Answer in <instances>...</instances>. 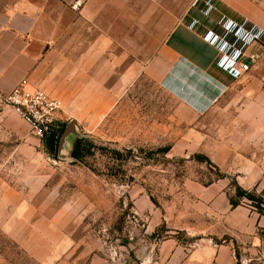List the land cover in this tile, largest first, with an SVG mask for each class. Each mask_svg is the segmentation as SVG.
I'll return each instance as SVG.
<instances>
[{
    "label": "rangeland",
    "instance_id": "1",
    "mask_svg": "<svg viewBox=\"0 0 264 264\" xmlns=\"http://www.w3.org/2000/svg\"><path fill=\"white\" fill-rule=\"evenodd\" d=\"M105 1L104 11L89 17L64 3L63 15L60 8L50 13L47 39L35 47L42 59L48 55L43 80L57 89L51 59L64 35L80 45L84 81L67 101L60 97L62 112L44 138L3 101L8 92L0 84V264H264L253 203L229 204L234 181L251 190L264 175L261 117L252 105L264 83L244 92L243 108L192 107L183 88L156 83L143 71L175 21L196 20L201 11L226 27L234 15L214 0H124L123 13L115 11L119 0ZM243 4L264 26V0ZM223 45L257 53L250 68L264 56V39ZM11 69L2 64L1 78ZM18 73L14 83L31 80L24 68ZM86 80L98 90L83 92ZM70 120L80 127L60 143ZM78 137L85 141L75 159Z\"/></svg>",
    "mask_w": 264,
    "mask_h": 264
},
{
    "label": "crops",
    "instance_id": "2",
    "mask_svg": "<svg viewBox=\"0 0 264 264\" xmlns=\"http://www.w3.org/2000/svg\"><path fill=\"white\" fill-rule=\"evenodd\" d=\"M86 2L83 7L85 16L98 15L104 11L105 0H88ZM214 2L226 12L232 13L235 19H228L221 11L215 9L216 14L228 19L224 21L226 27L218 21H213L211 17L201 11L196 12L198 13L196 20L193 19L194 17H190L191 19L175 21L143 67L144 74L150 80L166 84L169 87L183 88L184 92L190 94L188 100L192 107L207 108L211 107L214 102L224 103L228 107L237 106L238 103L242 104L244 92L256 88L257 81H261V84L264 83V68H259L264 61V56L248 72L239 78L232 79L228 75L227 67L220 68L218 61L221 59V54L234 59L240 58V53H237L234 48L224 49L223 43L219 46L210 43L204 37V32L199 31V25H201L206 31L220 33L219 31L224 29L237 33L236 26L238 25L234 21L240 19L243 22V25L240 26L260 32L264 36V26L261 24L259 16L251 8H247L243 4V0H214ZM62 3L59 0H0V50L4 49V53L0 56V67L2 64L3 66H12L11 71H8L3 78L0 76V84L8 93L18 84V82H14L21 77L18 71L22 68L31 78L29 81L26 79L31 88L41 89L51 96L67 101L69 93L80 90L78 87L81 86V81H84V78H81V74L83 75L81 72L82 59L79 55L81 48L74 41V36L64 37L59 33L61 16L58 17L57 22L58 36H61V39L57 43V55L51 59L53 62L56 61L57 67L56 90L53 89L52 84L51 86L43 80L45 69L42 65L48 55H44V59H42L35 51V47L43 45V41L47 39L50 13H58ZM212 9L214 8L212 7ZM115 11L121 13L128 11L124 0L117 1ZM61 12L63 15L62 9ZM191 23L195 24L193 28H190ZM230 23H235L233 24L235 26L227 28ZM221 27L223 28L221 29ZM242 38L246 39V34L242 33ZM242 45L246 46L244 43ZM86 70H91L90 63L86 66ZM85 82L87 83L81 89L83 92L98 90L96 84H93L95 81L86 80ZM263 99L264 91L252 104L257 108V113L261 117L257 120L258 138L261 139H264ZM247 105H251V103ZM239 183L237 182L241 186V182ZM253 184L256 186L255 189H264V175L254 178ZM253 184L251 183V185ZM254 224L257 229L264 231V215L258 214L254 218ZM258 240L264 243V238L258 237Z\"/></svg>",
    "mask_w": 264,
    "mask_h": 264
},
{
    "label": "built area",
    "instance_id": "3",
    "mask_svg": "<svg viewBox=\"0 0 264 264\" xmlns=\"http://www.w3.org/2000/svg\"><path fill=\"white\" fill-rule=\"evenodd\" d=\"M59 1L63 2L74 12L81 10L86 3V0ZM194 26L195 24L191 23L190 28ZM236 32L239 35L233 31L224 29L220 33L204 30V37L216 46L227 40L246 45L263 43L264 36L260 32L248 30L240 25L236 26ZM242 33L246 34V39L242 38ZM227 36L229 37L226 38ZM240 55V58L232 59L228 58L227 55L221 54V59L218 61L220 68L227 67V71L229 70L228 75L232 79L242 76L258 59V54L254 52L248 54L240 53ZM2 99L29 125L31 131L38 138H44L53 130L56 126L57 117L62 112L63 107L61 99L51 96L41 89L31 88L26 79L20 80L11 92L2 96Z\"/></svg>",
    "mask_w": 264,
    "mask_h": 264
},
{
    "label": "trees",
    "instance_id": "4",
    "mask_svg": "<svg viewBox=\"0 0 264 264\" xmlns=\"http://www.w3.org/2000/svg\"><path fill=\"white\" fill-rule=\"evenodd\" d=\"M221 31L222 30H220L219 32H221ZM64 128H65V125H64ZM64 128H61V130H60L61 134H62ZM56 140H57V145H56V149H57L58 141H59L58 137L55 140L51 141L50 146L52 148H54L55 147L54 144H55ZM83 141H85V140L82 137H78L77 139H75L73 146H72V149H71V152H70V155L73 158H75V159L80 158L79 152H80V148H81ZM196 156L198 158L201 157V158L206 159L205 156L200 155V154H197ZM234 185H235V193L233 196L229 197L230 206L232 208L237 207L238 205H240V199L245 198V199H247L253 203L252 206L255 208V211L259 215H264V199H263L264 193H262V195H257L255 192L256 191L255 189H251V190L244 189L240 185H238L236 181H234Z\"/></svg>",
    "mask_w": 264,
    "mask_h": 264
},
{
    "label": "water",
    "instance_id": "5",
    "mask_svg": "<svg viewBox=\"0 0 264 264\" xmlns=\"http://www.w3.org/2000/svg\"><path fill=\"white\" fill-rule=\"evenodd\" d=\"M73 127H80V125L75 120H70V122L67 124V126H65V128L62 132V135L60 138V143H62L64 141V138L68 134L69 129H71Z\"/></svg>",
    "mask_w": 264,
    "mask_h": 264
}]
</instances>
